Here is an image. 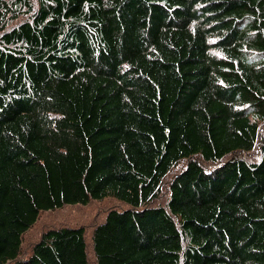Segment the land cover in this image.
<instances>
[{
  "label": "trees",
  "instance_id": "trees-1",
  "mask_svg": "<svg viewBox=\"0 0 264 264\" xmlns=\"http://www.w3.org/2000/svg\"><path fill=\"white\" fill-rule=\"evenodd\" d=\"M0 264H264V0H0Z\"/></svg>",
  "mask_w": 264,
  "mask_h": 264
},
{
  "label": "rangeland",
  "instance_id": "rangeland-1",
  "mask_svg": "<svg viewBox=\"0 0 264 264\" xmlns=\"http://www.w3.org/2000/svg\"><path fill=\"white\" fill-rule=\"evenodd\" d=\"M117 204L115 199L106 197L100 200H90L83 204H67L56 209L42 211L23 236V245L30 246L45 229L60 225H82L86 231V239L89 241L90 229L102 220L110 207Z\"/></svg>",
  "mask_w": 264,
  "mask_h": 264
},
{
  "label": "bare ground",
  "instance_id": "bare-ground-1",
  "mask_svg": "<svg viewBox=\"0 0 264 264\" xmlns=\"http://www.w3.org/2000/svg\"><path fill=\"white\" fill-rule=\"evenodd\" d=\"M87 252H88V250H87Z\"/></svg>",
  "mask_w": 264,
  "mask_h": 264
}]
</instances>
